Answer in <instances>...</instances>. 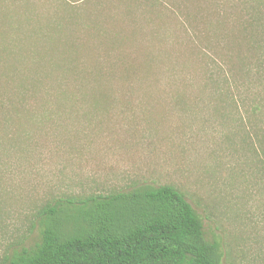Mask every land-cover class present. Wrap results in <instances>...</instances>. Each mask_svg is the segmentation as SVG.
<instances>
[{
  "label": "trees",
  "instance_id": "16d2710c",
  "mask_svg": "<svg viewBox=\"0 0 264 264\" xmlns=\"http://www.w3.org/2000/svg\"><path fill=\"white\" fill-rule=\"evenodd\" d=\"M157 109L211 114L235 222L263 216L264 0H0V264H248L250 232L219 218L208 236L173 182L26 193L52 146L72 154L71 128L140 112L155 142Z\"/></svg>",
  "mask_w": 264,
  "mask_h": 264
},
{
  "label": "rangeland",
  "instance_id": "374dc122",
  "mask_svg": "<svg viewBox=\"0 0 264 264\" xmlns=\"http://www.w3.org/2000/svg\"><path fill=\"white\" fill-rule=\"evenodd\" d=\"M157 110L148 115L157 125L155 142L144 139V134L150 135L151 132L142 122L140 112L127 115L132 118L112 119L101 128L84 126L80 139V135L73 134L76 127L71 128L72 154H65L67 144L58 151L52 146L54 152H47L38 163V171L29 174L32 179L24 181L26 193L40 196L54 187L65 189L74 185L80 190V184L110 187L135 177L160 178L162 182L180 185L188 201L203 217L208 236H225L216 222L220 218L226 223L227 230L239 226V233L250 232L251 240L247 244L251 250L244 263L264 258V214L262 216L257 205L248 204L243 207L242 222H235L233 211L237 210L234 206L237 200L222 193L228 184L225 170L230 165L226 164V158L225 162L223 159L226 152L221 133L212 126V120H208L211 114L206 111L192 115L177 109ZM76 129L80 131L79 126ZM60 143L54 145L60 146ZM241 191L233 192L239 197L245 195V190ZM205 201L213 204L214 214L210 215L206 210ZM11 236V231L0 230V256L13 241ZM32 238L35 240L37 233Z\"/></svg>",
  "mask_w": 264,
  "mask_h": 264
}]
</instances>
